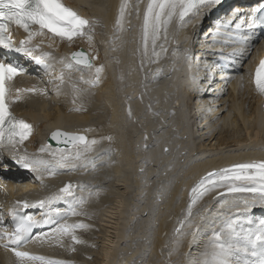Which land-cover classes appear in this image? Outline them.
<instances>
[{
  "label": "bare ground",
  "instance_id": "1",
  "mask_svg": "<svg viewBox=\"0 0 264 264\" xmlns=\"http://www.w3.org/2000/svg\"><path fill=\"white\" fill-rule=\"evenodd\" d=\"M62 1L66 2V0ZM74 1L79 5H74L73 8L89 18L91 39L84 36L74 38L70 42L49 37L44 33L37 36L38 48L42 51H50L52 55L47 58L48 67L44 71L37 69L25 71V76L29 71L31 72L26 77L30 79L27 85L34 86L36 90L33 94L24 96L25 101L18 108L22 116L32 121V136L27 144L32 143L30 142L32 139L38 141L29 151L32 154L36 151L40 152L34 155L49 161L54 167H50L48 171L33 172L37 178L26 182L24 179H18L21 177L19 174L12 175L13 181L8 184L9 199L7 200L12 201L22 196H31L40 201L49 200L57 196L50 188L51 183L55 189H62L70 184L71 188L75 189V199H51V203L44 206L47 207L48 213L53 208H59L62 213H69L66 220L63 216L59 218L62 223L74 224L81 221H75L76 215H72L69 210L73 207L78 213L83 210L86 212L85 209L92 210L93 207L90 204H94L97 194L103 193L108 199L104 202L109 201V203H104L102 213L100 215L98 213V223L102 226V230L97 238L100 241L99 249L93 264H145L147 261L148 264H203L211 250L214 233L224 227L228 220L236 221V229L242 234L256 230L259 222L264 220V200L251 194L219 195L217 193L223 189L220 187L198 199L193 204L189 217L190 199L185 196L187 190L185 187H188L189 181L200 173L216 170L221 164L242 161L244 159L240 158L244 157L248 159L264 157V152L261 150V147H264V110L261 109L260 102L253 94L248 82L245 81L244 88H241L236 79L232 80L233 77L241 74L232 76L226 89L220 87L227 73L218 67L222 57L202 53L200 49L204 43L199 46L197 52L193 51L192 56L185 55L188 52L185 50L186 42L190 41L191 33L195 30L194 17L193 24H190L192 22L189 20L190 17L184 22L188 27L186 29L176 30L172 20L169 28L174 30L167 29L166 33L161 32L156 43L155 54L149 42L148 54L145 55L146 60L143 59L142 63L149 69L144 73L141 72L138 78L141 68L136 63L137 40L139 32H143L142 16L146 0H95L88 4L89 11L79 9L86 0ZM176 2L178 7L179 0ZM122 5L125 7L123 16H121ZM125 11L131 14L127 15ZM117 24L118 32L115 30ZM126 24H130L132 28L127 29ZM198 28L201 26L199 25ZM196 33H199V29H196ZM116 36H120L117 48V41L113 42ZM179 36L183 46L180 45ZM171 45L173 47L169 50ZM79 47H82L92 60L90 66L74 65L69 60L70 53ZM161 55L165 58H177L176 63L179 64V69L174 63L172 74H167L170 60H166L165 66L162 67ZM199 55H205L206 60L213 59L210 67L203 71L208 72L205 76L207 79H211L214 75L217 79L220 78L219 83L216 80H213L211 86L202 83L203 80H200L202 68L197 67ZM115 62L118 63V67ZM239 63L237 59L238 66ZM98 68L102 69L98 74L99 81L93 83ZM34 73L36 76L32 77ZM151 74L153 76L157 74L158 77L147 78ZM37 75L46 78L47 81L43 83ZM22 81L25 79L22 78ZM13 83L14 80L11 84ZM41 84L48 88L42 89ZM72 85H76L77 88H73ZM164 87L167 90H176L178 95L175 97L174 94H170V99L178 104L174 107L172 115L166 111L170 108L171 102L162 97L166 92ZM45 90L48 93V100L43 96ZM221 93L222 95L226 93L223 99H221ZM191 96L193 98L189 107ZM29 100L30 102H27ZM181 104L186 108L184 111L181 109ZM127 106H131L133 111L130 118L125 116L124 110ZM154 110L157 112L154 113ZM201 111L204 113L203 119ZM219 111L226 114L217 115ZM140 118L148 121L149 125L145 126ZM187 118L193 121V124L196 122L195 131L187 128L185 124ZM173 125L178 127L180 136L174 132L175 129H172ZM150 126L153 129L160 127L159 132H155V138H152L154 145L150 144L148 138H143L144 143L141 146L143 131L147 129L150 133ZM225 126L226 130H224ZM228 126L231 127L229 134H227ZM100 127L110 129L114 139V149L100 142L97 137ZM55 129L84 134L88 142L87 150L83 142L74 143L69 147L47 146L44 136ZM222 132H225L227 136L224 133L222 135ZM241 132L243 135L240 134ZM169 135L171 143L167 142ZM206 139L209 143L213 139V144L206 146ZM92 141L95 143L93 144ZM257 141H261V144L256 143ZM165 143L170 147V151L160 153L159 148ZM180 146L184 149V154H181L183 149L181 150ZM41 148L44 149L43 152ZM142 150L147 159L146 166L141 165ZM61 154L71 159L64 164H57ZM113 154L119 158L117 161H115L116 156L115 159L113 158ZM121 171L124 172V175L122 174L124 177H118ZM53 172L54 174H50ZM131 173H133L132 177L129 176ZM152 177L154 179H151ZM133 182L132 188L130 186ZM170 183H173L171 187H169ZM167 187L171 193L163 197L164 200H160L162 203L155 200L157 192H165V189L167 192ZM132 196L145 203L143 205L139 203L134 213L128 211L125 215L123 213L127 210L128 203L126 197H131L129 199L131 200ZM81 200L83 203H79ZM158 202L161 205H157ZM95 204L99 205V203ZM149 205L151 209H147ZM3 210H6V204ZM253 210L259 211L260 214H254L259 219H252L250 211ZM145 212L146 215H144ZM134 217L137 220L135 223ZM81 218L83 217L80 216L79 219ZM46 220L47 218L42 219L43 226L33 232L29 244H41L43 251L40 254L47 260H52L51 256L47 257L48 252L51 251L53 253L57 251L54 255L61 256L60 258L64 260L66 243L71 240V237L68 235L70 239L68 238L69 240L67 239L65 243L67 235L54 232L58 225L46 227L44 222ZM126 223L130 225L128 229L126 228L127 230L133 229H131L132 233H129L135 241L131 245L124 244V247L121 244L124 249H120L117 244L118 241L120 243L119 238L122 237ZM247 223L249 227L245 228ZM181 224H183L182 228ZM86 228H77L75 234L81 237L88 236ZM176 229L180 231L177 232ZM78 239L79 243L71 240L74 248L71 243L70 245L74 251L77 248L76 252H82L83 242L81 243L80 237ZM232 242L239 247L245 246L242 238H233ZM137 250H141L142 255L148 257L147 261L144 259L140 262L143 256L139 257L140 259L137 258L138 256L135 257ZM243 254L236 253L234 257L240 261V264L246 262L241 259ZM73 255L71 260L63 264L84 263V261L80 263ZM149 256L152 258L149 259ZM81 259L84 260V258ZM0 264H21V261L12 253L0 250ZM23 264H46V262L25 260Z\"/></svg>",
  "mask_w": 264,
  "mask_h": 264
},
{
  "label": "snow or ice",
  "instance_id": "2",
  "mask_svg": "<svg viewBox=\"0 0 264 264\" xmlns=\"http://www.w3.org/2000/svg\"><path fill=\"white\" fill-rule=\"evenodd\" d=\"M219 0H179V7L181 11L179 13L180 21L183 24L185 17L189 15V12L195 10L198 13L201 7L208 4L218 3ZM177 8L176 0H149L147 8L143 15V48L144 55L148 54L149 42L152 45L153 54H155V48L157 40L160 38L162 31L166 33L167 25L171 22L175 10ZM125 7L121 6V16L124 14ZM261 11H264L262 9ZM119 22V21H118ZM9 23L15 24L22 28L27 33V38L20 42L19 47H14L13 38L9 32L7 25ZM231 23V21H229ZM242 23H247L248 28L251 29L254 26H264V15H260L258 12L253 14L245 20L241 18V23L236 26L239 28ZM33 26H38L34 31ZM44 30L52 33L54 36L60 39H66L72 41L77 37L88 36L91 39L89 33L91 31L90 22L81 17L72 8L67 7L62 3V0H0V47L7 48L9 50H15L17 52H25L29 56L32 52L26 47L35 35L43 34ZM245 49L239 48L230 53L231 56L236 57L242 55ZM50 57V53L45 54ZM74 57L77 54H73ZM38 63L46 62L41 57H33ZM81 63H88L90 61L81 60ZM102 69L98 68L96 79L93 83L99 81V72ZM20 69L11 63H6L4 60H0V146L18 149L20 145L27 140L31 134L32 126L22 119H17L11 114L8 107L7 95L11 89L7 85L13 78L18 75ZM254 82L257 91L264 95V60H262L256 69ZM35 91V89H16L17 96L21 92ZM75 103V101H73ZM130 112V110H129ZM7 125V128H5ZM59 131L53 133V137L61 135ZM70 138L72 143L83 142L85 144V150L88 148V142L83 135H73L69 133H63ZM94 144L95 141H92ZM44 149L41 148V152ZM55 158V154H53ZM71 157H65L63 154L59 156L57 164H64ZM20 162L25 167L30 168L33 172L48 171L51 165L49 161L41 158H33L25 150V155L20 158ZM255 170L254 175H246L245 173ZM50 174H54L50 173ZM259 178V184L257 187H236L237 182H256ZM226 187L229 193L235 192H252L258 193L260 199L264 200V161L251 162L244 164H235L229 168H223L219 170H213L202 176L198 182L190 190V203L188 205V215L191 216V210L193 204L200 199L204 194L214 189ZM66 198L75 199L74 192L71 185H65L60 189V193L50 198L49 200L38 201L40 207H44L45 204H50L51 199L63 200ZM17 205L22 204L23 207H29L27 201H17ZM80 203H83L81 200ZM72 215H78L76 208L73 207L69 210ZM57 216L67 215L68 213H62L59 208L55 209ZM13 219L17 221L15 231L12 233L2 232L0 233V239L7 238V241L16 245L17 248L20 244L28 241L32 238L31 232L33 225L39 223V221L33 220L32 217L26 219L13 215ZM48 223L49 221H44ZM237 222L234 220H228L224 227L220 228L214 233V240L210 252L207 254V258L203 264H240L238 259H235L236 253L248 254L249 248H251V255L256 257L255 264H264V220L259 222L255 231H249L247 233L238 232L236 229ZM87 225L83 223L59 224L54 232L59 235H70L74 242L79 243L78 237L75 235L77 228H84ZM183 224H181V228ZM180 229H177L179 232ZM233 238H242L244 241V247H239L234 244ZM17 248H13L14 254L21 264L25 260H40L46 261L43 256H35L28 251H19ZM257 248H259V256H257ZM46 264H63L61 261L47 260ZM245 264H250L246 261Z\"/></svg>",
  "mask_w": 264,
  "mask_h": 264
},
{
  "label": "rangeland",
  "instance_id": "3",
  "mask_svg": "<svg viewBox=\"0 0 264 264\" xmlns=\"http://www.w3.org/2000/svg\"><path fill=\"white\" fill-rule=\"evenodd\" d=\"M94 38V37H93ZM119 39H120V36H116L115 37V39L113 40V42L114 41H117L116 42V48L118 47V45H119ZM138 40H139V38H138ZM138 40H137V50H138V46H139V42H138ZM142 50H141V48H139V50H138V57H139V59H142ZM145 65H146V63H145ZM244 92V94H245V91H243ZM226 94V93H225ZM224 94V95H225ZM222 96V99L225 97V96ZM157 111H155L154 110V113H156ZM219 126H220V124H219ZM227 126V125H226ZM225 126V129L224 130H226V127ZM217 128V127H216ZM239 128V127H238ZM100 130L98 131V135H97V137L100 139V142L103 144V145H106V146H108V147H110L111 149H114V139H113V135L111 134V131H110V129L108 130L107 129V127H100L99 128ZM218 129V128H217ZM223 130V131H224ZM228 131H230L231 132V127H229L228 126V130H227V134H229L228 133ZM200 133V132H199ZM223 133L226 135V133L225 132H222V135H223ZM240 134H242L243 135V132H241ZM227 136V135H226ZM154 142V141H153ZM212 142V143H211ZM211 142L209 143V140L208 139H206L205 140V144H207L206 146H210V145H212L213 144V142H214V140L212 139L211 140ZM186 149V148H185ZM143 151V150H142ZM141 151V152H142ZM143 154L141 155V157L142 158H144L145 157V152L143 151L142 152ZM114 156L113 157H115L116 156V154H113ZM115 159V158H114ZM119 158L116 156V159H115V161H117ZM148 165H150V164H148ZM122 172V173H121ZM120 172V175L118 176V177H124L123 175V171H121ZM123 174V175H122ZM126 175L128 174V173H125ZM132 175H133V173H131V175H129L130 177H132ZM130 177H128L129 178V180L130 181H132L131 179H130ZM151 179H154V177H152ZM151 181V180H150ZM34 183V182H33ZM130 187H134V182L131 184V186ZM169 187H167V192H166V190H165V192L163 193L162 192V194H163V197H165V196H167L168 194H169ZM134 190V189H133ZM96 191V190H95ZM136 196V195H135ZM132 196V199L131 200H129L131 197H126V199H127V201H128V203H127V206H126V211L123 213V214H125L126 215V213L128 212V211H130V213H134L135 212V209H136V207H138L139 205H141V201H139L138 200V198H136V197H138V196ZM105 197V198H104ZM107 196H104L103 195V193H100V194H97V196H96V199L94 200L95 202H94V204L92 203V204H90V206H92L93 207V211L92 210H88V209H85V208H83V209H85V211L86 210H88V213L86 214V212H84V210L83 211H81V212H79V213H82V215H80V214H78V215H76V217H75V221H77V222H80L81 221V223H83V224H85V225H87V231H88V236H85L86 237V239L84 238V236H82L81 237V235H79V234H75V235H77L78 237H80V239L82 238V239H85V241H87V242H85L84 243V241H82L83 243H84V245H86V246H84L83 245V243H82V249H83V251L82 252H76V251H78L77 250V248H76V250L74 251V246L72 245L73 243H72V241L70 242H67L69 239H70V237H68V235H67V238H65V243L67 244V248L65 249L66 251H64V254H63V257L64 258H66V262H68V260H71L72 258H71V255L72 254H74L73 256L75 257V258H77L78 260H79V262L80 263H82L83 261H84V263H87V264H93L94 263V258H95V255H96V253H97V250L99 249V247H98V245H99V242L100 241H98V236L100 235V231L102 230V226L98 223L99 222V220H98V216L102 213V208L104 207V203H109V201L108 202H104V201H106V200H108L107 198H106ZM135 197V199L138 201H136L135 199H133ZM163 200V199H162ZM160 203H162L160 200H158ZM90 202V201H89ZM157 202V201H156ZM157 203V205H159L160 203ZM95 203H99V205H97V204H95ZM140 203V204H139ZM89 204V203H88ZM139 204V205H138ZM94 205H97V206H94ZM138 205V206H137ZM89 206V205H88ZM90 206H89V208H90ZM132 211V212H131ZM98 213H99V215H98ZM86 216H85V215ZM80 216L81 217H83V218H81V220L79 219L80 218ZM90 216V217H89ZM87 217V218H86ZM86 218V219H85ZM85 219V220H84ZM79 220V221H78ZM87 220V221H86ZM85 222V223H84ZM88 222V224H86ZM127 224V225H126ZM125 224V226H124V232H123V234H122V237H120L119 238V240H120V243H119V241H118V247L120 246V249H124L123 247H124V244H126V243H130V245L131 244H133V242L135 241V239L134 238H131L130 237V233H132V228H129V230H127L128 228V225H129V223H126ZM129 227H130V225H129ZM134 227V226H133ZM127 228V229H126ZM132 229V230H131ZM125 230H126V232H125ZM76 232H77V230H75ZM130 232V233H129ZM124 233H126V235L124 234ZM128 233V234H127ZM124 236V237H123ZM130 237V238H129ZM69 238V239H68ZM68 239V240H67ZM87 239H91L92 241H89L88 242V240ZM126 239V240H125ZM97 240V241H96ZM125 241V242H123V241ZM130 240V241H129ZM122 241V242H121ZM74 242V241H73ZM70 243H71V245L73 246V248H72V246L70 245ZM76 243V242H75ZM87 243V244H86ZM90 243V244H89ZM70 246H69V245ZM123 245V247H122V245ZM73 249V250H71V248ZM69 248V249H68ZM70 251V253H69V251ZM81 250V249H80ZM54 252H56L57 253V251H54ZM66 252V253H65ZM85 252V253H84ZM137 252H139V253H137ZM51 253L53 254V256H57V255H54V254H56V253H53V251H51ZM69 255H68V254ZM72 253V254H71ZM76 253V254H75ZM136 255H135V257H137L138 259H140L139 257H141V256H143L142 255V252H141V250H137L136 251V253H135ZM139 254V255H138ZM152 256V255H151ZM151 256H149V259L150 258H152ZM59 257H61V256H59ZM81 258H84V260L83 259H81ZM143 258V259H142ZM80 259H81V261H80ZM142 259V260H141ZM141 259H140V262H143L144 261V259L147 261V259H148V257L147 256H143V257H141ZM52 260L53 261H55L56 259H55V257H52ZM87 262H86V261ZM83 263V264H84ZM145 264H148V261L147 262H145Z\"/></svg>",
  "mask_w": 264,
  "mask_h": 264
},
{
  "label": "water",
  "instance_id": "4",
  "mask_svg": "<svg viewBox=\"0 0 264 264\" xmlns=\"http://www.w3.org/2000/svg\"><path fill=\"white\" fill-rule=\"evenodd\" d=\"M77 52H81L85 58V60L87 61H90L87 57V54L85 53V51L81 48L78 49ZM77 52H74L73 54H76ZM91 63V62H90ZM88 64V63H87ZM60 133H62L61 135L57 136V137H53V134L51 136V139L54 140V143H57V144H60V145H64V146H68V145H71L73 144L71 141H70V138L66 135H63V133H69V132H63V131H60L58 130ZM57 132V131H56ZM69 134H73V135H83V134H75V133H69ZM84 136V135H83ZM59 139H62L63 141H59ZM79 142V141H78Z\"/></svg>",
  "mask_w": 264,
  "mask_h": 264
}]
</instances>
